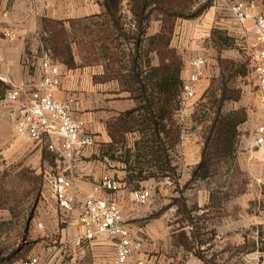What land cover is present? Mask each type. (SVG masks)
Instances as JSON below:
<instances>
[{
  "label": "rangeland",
  "instance_id": "374dc122",
  "mask_svg": "<svg viewBox=\"0 0 264 264\" xmlns=\"http://www.w3.org/2000/svg\"><path fill=\"white\" fill-rule=\"evenodd\" d=\"M206 2L210 4L211 0H197L195 7ZM131 7V0H121V21L128 36L135 31ZM222 11L226 13L221 12L216 16L212 28L203 29L200 33L204 39L203 48L211 53V73L202 79L193 98L184 100L179 95L178 107L173 114L174 128L178 130L179 136L177 144L168 149V154L175 171L165 169L156 160L152 152L155 148L150 142L151 131L144 128L142 130L141 125L129 131L128 133L136 135H128L130 141L127 144L119 141L111 154L119 161H124L123 165L132 171L134 180L145 182L134 183L133 190L152 187L150 202L137 205L139 210L148 209L144 217L136 219L139 224H144L140 221L145 220L156 223V219L165 216L168 234L162 241L166 245L158 246L156 239H152L155 245L149 252L151 264H205V261L208 264H264V178L258 179L247 168L237 164L238 156L244 151L239 137L232 159L218 161L213 167L211 177L188 182L194 163L201 155L206 129L215 115V103L221 97L222 74L228 78L230 73L222 70L218 57L233 60L237 65L244 64L247 69L245 75L229 77L227 80L228 87L240 89L242 95L238 101H225L223 113L238 109L246 112V109L253 108L258 103L255 87L249 76L250 50L246 42L227 29L228 20L235 23L228 7L224 6ZM203 18L204 13L196 19H178L176 25L179 22L178 27H181L182 22L189 23L186 28L193 29L194 32L193 22L195 24ZM157 25L160 27V20L154 13L147 29L148 35ZM232 25L237 26L233 23ZM66 28L68 32L64 45L75 61L74 64L80 67H103L104 74L94 78L102 82L105 78L122 75L123 77L114 79L108 86L125 89L124 77L128 73L133 44L127 37L118 35L105 12L78 19L73 25L68 23ZM213 34L215 37L222 35L227 39L224 44L228 46L221 53L217 52L218 46L211 40ZM42 37L43 47L56 54L51 45L50 33L46 31ZM183 44L185 42L181 39V34L175 32L176 47H173L177 49L182 60L186 48L189 47ZM152 64H158L154 53ZM185 65L186 63L183 71ZM242 127L241 130L238 129L240 134L243 133ZM128 144L134 148H128ZM111 151L110 148L109 152ZM63 163L59 154L52 155L45 147L30 145L18 139L5 121L0 126V264L2 260L8 262L10 257L19 256L20 261L25 259L37 245L40 240L36 239L35 234L39 211L42 208L47 210L53 199L45 188L44 175L51 168L58 172V166ZM180 198L186 200V211L192 207L196 211L190 214L182 210L179 204H174ZM190 221L192 223H188ZM192 228L200 236L198 241L202 240L203 243L191 241L192 248L187 250L180 247L178 242H184L190 237ZM162 256L170 261L167 263L166 258L163 262Z\"/></svg>",
  "mask_w": 264,
  "mask_h": 264
},
{
  "label": "crops",
  "instance_id": "0c3cea01",
  "mask_svg": "<svg viewBox=\"0 0 264 264\" xmlns=\"http://www.w3.org/2000/svg\"><path fill=\"white\" fill-rule=\"evenodd\" d=\"M102 1L0 0V74L10 81L6 84L8 86L6 93L13 87H20L23 95L38 84L41 77L42 36L47 31L45 19L62 20L67 27L69 20L84 19L105 12ZM245 1H254L257 10L264 13V3L261 0ZM224 6H227L226 0H211L209 7L204 12V18L196 21L195 24L193 22L192 26L195 25L194 32L193 29L188 30L186 28L189 23L182 22L181 27H178L179 22L176 25V34L180 33L181 39L185 42L183 45L190 47L186 48L185 55H183V61L186 63L182 73L183 79L188 75L190 61L200 57H206L208 60L206 77L211 73V53L203 48L204 39L200 33L209 30L210 27L212 28L218 14L226 13L222 11ZM228 21L226 27L229 32H233L239 39L246 42L248 48L257 42V29L252 21L248 22L245 27L239 26L232 20ZM232 23L237 26H233ZM158 30L159 26L157 25L153 27L150 35H148L147 30L146 36H151ZM10 32L16 36L7 37L6 33ZM175 32L171 42L172 47H176ZM60 71L62 81L56 92V97L59 100H70L73 118L83 122L84 130L92 133L96 141L93 146L83 149L71 160H67L59 153L45 148L50 154L56 156L59 154L63 158L64 163L62 166H58L59 171L57 173H62L71 179L79 190L76 198L77 205L73 214L80 211L85 196L114 198L119 204L124 222L143 240L144 245L139 256L152 261L149 257V252L155 245L152 243V239H156L158 246L165 247L164 245H166L165 241H162L168 234L165 216L162 215L156 219V223L152 220L150 222L145 220L140 221L144 224H139V220L136 219L144 217L148 213V209H137L139 204L133 200L132 185L145 182L130 181L127 167L123 165L124 161H119L115 155H111L115 151L113 147L119 142H114L110 136L109 123L122 113L134 108L136 102L125 89H119L114 85L108 86L114 80L102 82L94 79L104 74L105 71L101 66L80 67L77 65L74 68H68L60 62ZM201 82L202 80L197 84V87ZM16 108L17 103L8 101L6 96L0 100V126L5 121L13 134H15L13 126ZM246 118V121L238 127L241 130L240 127L243 126V133L240 134L239 139L244 138L242 142L244 151L238 156L237 164L247 168L258 179H262L264 178V143L256 144L255 131L259 126L264 125V110L257 103L253 108L246 109ZM130 134L136 135L135 133H125L122 141H125L126 144L130 141L128 139ZM186 141L188 142V139ZM134 143L135 141L133 145ZM132 146L127 145L130 149L134 148ZM110 148L111 152H109ZM200 158L201 155L196 159L194 167ZM50 170L54 169L51 168ZM105 171H109L116 178L122 180L124 187L120 191L112 193L100 187L101 177ZM146 188L152 190V187L147 186ZM38 216L35 234L36 239L40 238V240L28 257L38 256L40 264H105L115 257L114 247L101 234L80 247L64 245L65 240H71L81 235L85 228L72 222L69 218L70 215L57 206L54 198L48 204V209L42 208ZM38 223H42L43 227H38ZM166 258L162 256V261L165 262ZM166 260L167 263L170 261L168 258ZM11 264H21V261H15Z\"/></svg>",
  "mask_w": 264,
  "mask_h": 264
},
{
  "label": "trees",
  "instance_id": "16d2710c",
  "mask_svg": "<svg viewBox=\"0 0 264 264\" xmlns=\"http://www.w3.org/2000/svg\"><path fill=\"white\" fill-rule=\"evenodd\" d=\"M131 11L135 21V31L128 36L122 25L120 14L121 0H103L102 5L105 9V15L111 22L114 30L119 36L127 37L132 44L133 49L129 56L128 73L125 75V90L130 93L131 98L136 105L109 123V133L112 139L117 142L122 141L124 134L133 131L138 125L142 130L151 131V144L154 150V157L167 170L175 171L171 165L168 149L174 147L178 140V130L174 128L173 114L178 107L179 95L183 84L182 71L184 62L177 49L172 47L176 23L178 19H196L199 18L209 7L206 2L196 6L197 0H131ZM264 3V0H261ZM195 7V8H194ZM156 13L160 20L159 30L146 36L147 29L152 20V15ZM77 20L72 19L68 22L73 25ZM45 27L50 33L51 45L56 54L54 56L68 68L76 66L75 61L70 56V52L65 44L67 28L62 20L45 19ZM212 41L216 43L217 52L221 53L227 48L226 38L222 35L215 37L212 35ZM145 42V44H143ZM158 59V64H152V54ZM113 60V58H110ZM219 66L222 70L230 71L229 77L245 75L246 65H237L235 61L221 59L218 57ZM120 77H123L120 75ZM120 77L105 78L104 81L119 79ZM227 78L222 74L220 85L221 97L215 103V115L210 125L206 129L204 144L201 149V158L198 164L192 169L189 183L198 180H205L212 176L213 167L218 161L230 160L235 156L236 143L240 132L238 127L246 121V112L242 109L234 110L229 113H223L222 107L225 101H238L241 98L240 89L228 87ZM123 82V81H122ZM123 83V84H125ZM8 86L0 81V100L6 96ZM138 113V115H136ZM128 179L134 180L132 171L128 169ZM186 200L176 199L174 204H179L181 209L186 211ZM179 209V208H178ZM196 211L195 207L186 212ZM184 212V213H186ZM190 219V215H188ZM188 223H192L191 221ZM185 235V234H184ZM181 237V236H179ZM184 237V236H182ZM198 233L192 228L191 236L184 242L179 240V245L187 250H191V241H198ZM182 240V238H181ZM203 243L202 240L198 241ZM200 257V256H199ZM204 260L203 257H200ZM20 257H10L8 262L1 261V264H11ZM28 256L22 261L27 260ZM205 264H208L205 261Z\"/></svg>",
  "mask_w": 264,
  "mask_h": 264
},
{
  "label": "built area",
  "instance_id": "2783aa9c",
  "mask_svg": "<svg viewBox=\"0 0 264 264\" xmlns=\"http://www.w3.org/2000/svg\"><path fill=\"white\" fill-rule=\"evenodd\" d=\"M227 7L235 22L245 27L253 22L257 29V42L250 48L249 76L253 81L258 104L264 110V13L257 10L254 1L226 0ZM15 37L14 33H6ZM206 57L192 59L186 78L183 79L181 96L184 100L194 97L197 84L206 77L208 65ZM41 77L35 88L22 95L20 87H13L6 93V99L17 103L14 115V132L28 144L40 145L49 151L59 153L71 160L83 149L95 144V136L84 130L83 122L72 116L70 100H59L56 92L61 85L62 73L60 62L51 49L43 47L40 60ZM0 81L10 83L7 77L0 74ZM244 138L240 139L242 143ZM255 142L264 143V125L255 131ZM46 190L51 193L57 206L68 213L70 220L85 228L84 232L64 245L80 247L97 235H104L115 249V257L105 264H151L150 259L141 258L143 240L124 222L117 200L85 196L80 211L73 214L77 205L78 188L73 181L62 173L53 170L44 175ZM100 187L112 193L124 187L122 180L109 171L101 177ZM133 200L147 204L152 198L150 188L132 191ZM73 215V216H72ZM38 227H43L38 223ZM21 264H40L38 256H30Z\"/></svg>",
  "mask_w": 264,
  "mask_h": 264
}]
</instances>
